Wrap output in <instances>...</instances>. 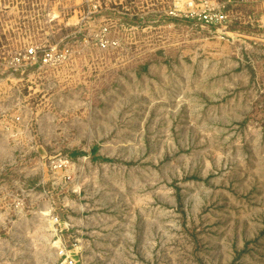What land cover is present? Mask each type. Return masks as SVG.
Masks as SVG:
<instances>
[{
    "label": "rangeland",
    "instance_id": "rangeland-1",
    "mask_svg": "<svg viewBox=\"0 0 264 264\" xmlns=\"http://www.w3.org/2000/svg\"><path fill=\"white\" fill-rule=\"evenodd\" d=\"M0 264H264V0H0Z\"/></svg>",
    "mask_w": 264,
    "mask_h": 264
},
{
    "label": "built area",
    "instance_id": "built-area-1",
    "mask_svg": "<svg viewBox=\"0 0 264 264\" xmlns=\"http://www.w3.org/2000/svg\"><path fill=\"white\" fill-rule=\"evenodd\" d=\"M96 7V6H94ZM202 15V14H201ZM225 18V15L221 12H211L209 10H204L201 19L207 23H212L214 21H221ZM19 59V58H18ZM26 61L24 66L30 64H37L40 71H43L44 68L55 66L57 62L59 63V59L55 56V48H51L50 50L45 51L40 58H37V52L35 48L31 47L28 50L27 56L25 57ZM25 73V72H24ZM39 72L38 74H41Z\"/></svg>",
    "mask_w": 264,
    "mask_h": 264
}]
</instances>
